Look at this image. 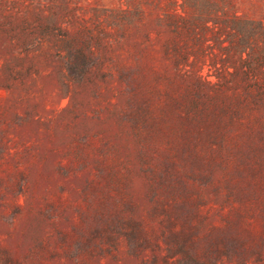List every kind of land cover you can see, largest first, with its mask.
<instances>
[{
    "label": "rangeland",
    "instance_id": "rangeland-1",
    "mask_svg": "<svg viewBox=\"0 0 264 264\" xmlns=\"http://www.w3.org/2000/svg\"><path fill=\"white\" fill-rule=\"evenodd\" d=\"M0 264H264V0H0Z\"/></svg>",
    "mask_w": 264,
    "mask_h": 264
}]
</instances>
